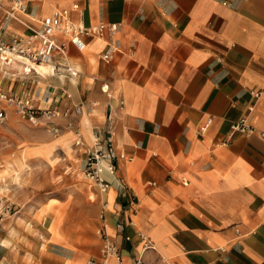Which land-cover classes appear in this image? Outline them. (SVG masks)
I'll use <instances>...</instances> for the list:
<instances>
[{
	"label": "crops",
	"instance_id": "0c3cea01",
	"mask_svg": "<svg viewBox=\"0 0 264 264\" xmlns=\"http://www.w3.org/2000/svg\"><path fill=\"white\" fill-rule=\"evenodd\" d=\"M74 1V21L119 22L118 30L106 40L85 36L83 49L67 43L64 53H53L48 64H69L75 74L51 67L29 74L25 85L18 66L0 75L3 88L30 94L35 105H82L75 129L59 117L63 127L50 136V148L30 144L19 153L28 148L50 163L58 147L62 155L54 157L65 161L70 153L82 168L75 130L84 147L91 145L92 132L105 130L109 103L112 142L132 158L119 160L114 175L104 173L105 191L83 183L94 194L85 209L72 190L45 202L44 214H35L39 207L15 223L6 219L0 264H88L99 258L103 224L120 246L121 264H132L141 249L137 231L155 246L144 264H264V0H26L27 11L4 32L25 35L26 25L39 28L53 7ZM108 42L118 50L105 60ZM240 117L253 130H232ZM119 182L136 195L133 205L119 196ZM105 264L119 263L110 257Z\"/></svg>",
	"mask_w": 264,
	"mask_h": 264
},
{
	"label": "built area",
	"instance_id": "2783aa9c",
	"mask_svg": "<svg viewBox=\"0 0 264 264\" xmlns=\"http://www.w3.org/2000/svg\"><path fill=\"white\" fill-rule=\"evenodd\" d=\"M26 0H0V75L8 76L11 68L20 67L22 80L21 84L25 85L26 77L31 73H39L36 66L41 63H48L54 52L64 53L66 44L71 43L78 49L85 47V36H92L99 39H107L115 34L118 30L119 22H104L91 25H83L71 18V11L79 9V3L74 1L69 6H55L51 14L41 18L40 27L35 28L28 24L26 27L29 32L23 34L7 35L4 29L7 27L10 19L17 18L18 13L27 11ZM60 33L67 37L64 40H58L56 34ZM117 45L108 42V48L101 54V58L110 60L117 52ZM61 66L69 73L75 74L69 64L53 66L51 71L57 72ZM101 90L108 98L113 94L108 83L101 84ZM254 98L259 96V91L252 90ZM66 96L70 95L66 93ZM118 103L123 104V99ZM109 110L106 114V126L104 131L94 130L92 132V144L84 147L83 137L80 131L75 130L74 144L82 146L84 149L83 173L99 191L103 192L108 188L110 181L104 176V172L111 175L115 174L116 165L119 160H130L132 156L124 150L117 148L111 139L113 114ZM14 111L24 120L34 125H42L51 135H58L62 129L59 117L66 118L65 127L75 129V119L82 112L81 103L73 107L59 110L52 106H38L33 103V99L28 93H13L7 91L0 85V122L8 116V111ZM209 121V119H208ZM206 125L200 128L205 129ZM232 130L247 133L253 130L252 126L246 121L245 117H240L231 123ZM184 182V181H183ZM186 182V181H185ZM184 182V183H185ZM154 184V181L150 182ZM118 194L121 197H127L128 203L133 205L136 202V195L128 193L126 184L119 182ZM14 214L13 203L9 201L2 190V181L0 180V231L3 229L4 222ZM104 212L100 211V217L103 218ZM129 224H133L129 221ZM116 229L121 232L124 224L118 221ZM102 243L100 247L99 258H89L88 264H105L110 257H115L119 264L122 263L120 258V246L108 233L106 225L103 224L97 229ZM138 238L142 241L141 249L136 255L132 264H144V254L148 249H155V246L142 231H137ZM123 239H131L129 234L123 235Z\"/></svg>",
	"mask_w": 264,
	"mask_h": 264
},
{
	"label": "rangeland",
	"instance_id": "374dc122",
	"mask_svg": "<svg viewBox=\"0 0 264 264\" xmlns=\"http://www.w3.org/2000/svg\"><path fill=\"white\" fill-rule=\"evenodd\" d=\"M10 25L13 26V24ZM50 136L52 137L42 125H34L20 118L14 111L9 110L7 118L0 122V162L6 164L8 159L18 158L19 151L30 144H42L45 149L50 148L48 143V140L51 139ZM55 149L52 152L54 156L62 155V153H58V147ZM25 152L27 155L30 154L28 148ZM80 152L83 150L81 149ZM54 156L50 157L52 161L50 163L43 161L40 155L26 156L24 160L26 164L24 163V166L19 169L16 168L11 179L6 178L9 190L4 191V194L13 203L15 213L8 218L12 223H15L14 221L19 216L25 219L30 217L37 208L50 198L63 199L67 197L72 190H75L74 196L82 201V206L81 204H77V206H81L83 209L88 207L86 198L88 196L93 198L94 196L89 191L85 193L82 186L86 182L92 183L85 175L81 179L76 177L78 171L83 172L81 159L74 162L71 160L70 153H68L65 161ZM7 172L2 171L1 173L7 174ZM68 203V209H73L76 204L75 202L70 203V200ZM65 208L67 207L65 206ZM42 209L43 207L37 209L35 214L41 215ZM60 211L61 209H58V212ZM53 212L51 209V213ZM3 252V249L0 248V255Z\"/></svg>",
	"mask_w": 264,
	"mask_h": 264
},
{
	"label": "bare ground",
	"instance_id": "6f19581e",
	"mask_svg": "<svg viewBox=\"0 0 264 264\" xmlns=\"http://www.w3.org/2000/svg\"><path fill=\"white\" fill-rule=\"evenodd\" d=\"M51 67H52L51 64H48V63H41L38 66H36V68L39 71H41V72H44L47 69H50ZM26 156H27V154H26V152L24 150V152L19 153L18 158H10V159H8L6 164H4L3 162H0V168H1L0 169V180L2 181V190H3V192L9 190L8 184L6 183V178L8 177V178L11 179V177L13 176V172H15L16 168L19 169L22 166H24V163L26 162V161L24 162ZM2 171H5V172L8 171V172H7V174L6 173L2 174L1 173ZM104 173H108V172H104ZM83 175H84L83 172L78 171L76 177L81 179L82 177H84ZM93 196H94V194H93Z\"/></svg>",
	"mask_w": 264,
	"mask_h": 264
}]
</instances>
